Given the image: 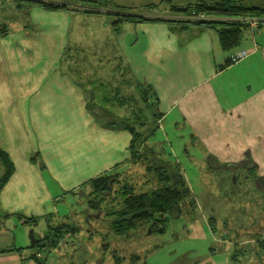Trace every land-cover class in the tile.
Wrapping results in <instances>:
<instances>
[{"label":"crops","instance_id":"obj_1","mask_svg":"<svg viewBox=\"0 0 264 264\" xmlns=\"http://www.w3.org/2000/svg\"><path fill=\"white\" fill-rule=\"evenodd\" d=\"M217 1L169 0L168 9L151 16L80 1L69 3L76 10L33 5L32 31L0 28V149L14 167L0 189V264H37L25 261L31 254L28 228L43 234L49 220L57 223L74 212L67 194L82 202L86 182L130 168L131 133L97 118L95 108L126 107L133 79L152 89L158 129L164 123V134L173 135L186 156L255 171L256 181L264 180V16H258V30H245L232 50L244 55L228 64L232 52L222 49L217 31L207 25L138 20L117 29V18L99 21L103 12L192 20L171 7ZM237 1L264 8V0ZM83 18L91 24L85 38L78 35ZM83 43L94 44L98 54L102 46L103 53L127 65L125 73L118 67V83L116 69L108 71L104 82L111 88L105 96L93 94L69 70V48ZM100 78L97 88L103 86ZM31 218L35 225L27 222Z\"/></svg>","mask_w":264,"mask_h":264},{"label":"rangeland","instance_id":"obj_2","mask_svg":"<svg viewBox=\"0 0 264 264\" xmlns=\"http://www.w3.org/2000/svg\"><path fill=\"white\" fill-rule=\"evenodd\" d=\"M249 2L245 0V3ZM94 3L112 11L148 16L160 15L163 8L170 7L167 0H96ZM90 4L91 2L85 3ZM29 6L21 0H0V28L5 27L8 32L14 28L32 31L30 22L33 19ZM117 17L119 16L103 12L99 15V21L109 24ZM95 21L96 19L91 20L93 24ZM78 23L81 25V34L78 32V35L85 38L82 34L91 28V24L85 18ZM69 35L75 37L74 32ZM92 45L83 43L73 46L71 51L69 48L67 63L73 75L91 89L93 94L99 92V96H105L111 88L104 82L108 71L111 73L116 69L114 81L118 83V67L125 73L127 65L115 62L113 53L111 56L103 53L102 46H99L101 54H98L92 50L95 48ZM99 76L102 77L100 80L103 86L97 88ZM134 81L133 79L132 87L136 84ZM134 89L135 87L133 91ZM95 111L105 117L114 113L131 118L128 108L97 107ZM157 125L159 128L158 121ZM161 125V130L157 129L155 135L145 143L148 149L141 151L143 163L129 164L130 168L122 171L118 177L133 184L136 191L139 189L147 192L158 187L155 167H174L177 163L195 196L196 205L193 208L177 218L169 216L163 230L157 228L150 231L148 227L132 226L116 233L112 228L116 214L100 213L90 207L87 203L90 194L86 195L90 189H83L80 194L86 193L82 202L72 195H66L74 212L61 219L66 220L68 217L65 222H69L73 228H70L71 235L65 233L69 238L60 244L59 250L40 251L39 246L31 245L29 230L32 227L27 231L26 250L31 253L39 252L36 255L41 264H264V186L261 183L264 180L257 182L255 171L245 172V169L237 167L219 168L199 156H186L178 148L179 144L174 136L164 134L167 131L164 123ZM186 141L189 146L195 145L192 139L187 138ZM197 151H200L198 147ZM2 174L0 164V177ZM48 222L56 224L54 219ZM46 232L44 230L43 234H39L35 230L34 238L40 240ZM37 243L40 244L41 241Z\"/></svg>","mask_w":264,"mask_h":264},{"label":"trees","instance_id":"obj_3","mask_svg":"<svg viewBox=\"0 0 264 264\" xmlns=\"http://www.w3.org/2000/svg\"><path fill=\"white\" fill-rule=\"evenodd\" d=\"M25 4L30 6H38L40 8L48 10L68 9L76 10L79 8H73L68 6L69 3H77L80 0H21ZM169 2V0H167ZM82 2H91L94 4L96 0H82ZM101 4L100 2H97ZM91 4L89 6H91ZM174 13L188 14L189 11L195 10L197 13H205L209 16L224 15L231 17L230 19L210 18V19H179L172 20L167 18H148L137 17L121 14L113 22L118 29L120 23L124 21H138V20H150V21H163V22H175L180 25L187 23H200L207 25L217 31L219 41L223 50L232 52L237 48L244 36V31L251 32L257 31L260 24L256 29H250L246 23L236 20L237 17L249 16L259 18L258 16H264V8L256 6H245L238 4L237 0H219L213 5L205 4L204 2H197L188 4L186 6H172L170 9ZM119 14H116V16ZM257 16V17H256ZM261 23V22H260ZM230 58H227L225 64L230 62ZM133 93L129 97L130 102L126 104V107L131 112V118L126 116H117L114 113L108 115V117L97 115L102 121H106L110 125H120L126 128L131 133V141L129 148L131 150V164H142L143 149H148L145 144L148 139H151L155 135V131L158 129L157 116V98L153 96V91L149 86H142L135 84ZM126 99V100H129ZM127 103V102H126ZM120 106L123 103H117ZM109 121V122H108ZM145 133V134H144ZM145 144V145H144ZM0 164L2 165L3 174L0 177V189L6 183L13 172V164L7 154L0 149ZM121 173H109L95 177L89 180L87 183L90 192L86 193L88 196L87 203L95 210L104 212L106 214H116L117 218L112 221V228L116 233H121L125 228L132 226L148 227L150 231L157 228L162 230L165 228V222L168 217L177 218L182 216L196 205V199L193 192L181 171L179 164L175 163L174 167L168 165H162L155 167V173L158 180V187L153 188L147 192L135 190L133 184L128 183L124 179H119ZM122 183V184H120ZM116 184V185H115ZM120 184V185H117ZM68 217L66 218V220ZM62 220L55 225L47 222L46 234L42 235L39 241L40 244L36 246L46 252L59 250L60 244L69 238L65 236V233L71 235L70 228H73L69 222ZM37 219L31 218L27 222L31 225L36 224ZM64 243H67L66 241ZM264 244V240L262 241ZM40 253H31L25 259L35 260L37 264H41L38 261L37 255Z\"/></svg>","mask_w":264,"mask_h":264},{"label":"built area","instance_id":"obj_4","mask_svg":"<svg viewBox=\"0 0 264 264\" xmlns=\"http://www.w3.org/2000/svg\"><path fill=\"white\" fill-rule=\"evenodd\" d=\"M187 16L191 19H210V18H220V19H230L231 17H227V16H209L206 15L205 13H197L195 10H191ZM236 20H239L243 23H246V25L254 30L257 28V26L260 24L261 20L255 17H249V16H239L236 18ZM244 55V52H232L229 54V58L232 61L238 60L239 58H241ZM263 56H264V50H263Z\"/></svg>","mask_w":264,"mask_h":264},{"label":"water","instance_id":"obj_5","mask_svg":"<svg viewBox=\"0 0 264 264\" xmlns=\"http://www.w3.org/2000/svg\"><path fill=\"white\" fill-rule=\"evenodd\" d=\"M159 230H161V228H158ZM29 237H30V240H31V245H34L35 243H37L39 241V239H35L34 238V234H33V230L30 229L29 230Z\"/></svg>","mask_w":264,"mask_h":264},{"label":"clouds","instance_id":"obj_6","mask_svg":"<svg viewBox=\"0 0 264 264\" xmlns=\"http://www.w3.org/2000/svg\"><path fill=\"white\" fill-rule=\"evenodd\" d=\"M190 12V11H189Z\"/></svg>","mask_w":264,"mask_h":264}]
</instances>
